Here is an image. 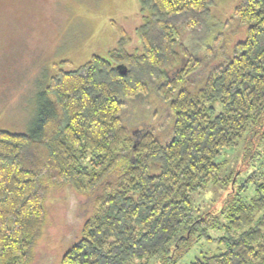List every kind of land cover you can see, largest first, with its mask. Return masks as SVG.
<instances>
[{
    "label": "trees",
    "instance_id": "obj_1",
    "mask_svg": "<svg viewBox=\"0 0 264 264\" xmlns=\"http://www.w3.org/2000/svg\"><path fill=\"white\" fill-rule=\"evenodd\" d=\"M138 2L140 51L126 50L124 33L105 57L49 79L27 133L0 129V264H30L50 187L68 185L94 207L58 264H174L194 233L207 230L208 213L195 215L194 197L219 184L228 186L226 198L244 190L241 171L220 177L216 160L245 136L264 142V0L235 6L231 19L244 39L193 88L186 83L204 61L175 35L181 27L203 33L213 1ZM150 93L172 114L165 142L124 121L126 102ZM245 146L243 161L254 154ZM225 228L215 239L224 250L189 264H264V181L249 203L229 210Z\"/></svg>",
    "mask_w": 264,
    "mask_h": 264
},
{
    "label": "rangeland",
    "instance_id": "obj_2",
    "mask_svg": "<svg viewBox=\"0 0 264 264\" xmlns=\"http://www.w3.org/2000/svg\"><path fill=\"white\" fill-rule=\"evenodd\" d=\"M212 1L203 33L184 27L176 31V38L204 61L197 74L189 77L186 87L199 86L218 63V55H230L234 43L245 37V28L231 19L240 0ZM140 24L138 0H0V129L27 133L37 115L39 94L49 79L60 70L79 68L94 55L105 57L124 33L131 37L126 50L140 51L135 34ZM210 46L217 54L207 59ZM129 101L124 109L125 124L134 130L143 124L165 142L172 127V114L166 104L155 93ZM220 111V105L214 103L212 114ZM257 134L250 133L252 143ZM258 141L260 137L250 144L245 136L236 149L223 152L216 160L221 163L220 177L239 170L237 184L246 183L245 188L237 197L226 198L228 186L219 184L194 197L192 209L200 211L195 215L208 213L206 235L203 231L194 233L189 249L179 251L174 264H189L196 257L224 250L215 239L226 236L229 210L238 203H249L255 185L264 181V142ZM245 143L254 154L243 161ZM91 199L68 185L50 187L46 224L30 252V264L59 263L63 253L79 239L85 219L93 213Z\"/></svg>",
    "mask_w": 264,
    "mask_h": 264
},
{
    "label": "water",
    "instance_id": "obj_3",
    "mask_svg": "<svg viewBox=\"0 0 264 264\" xmlns=\"http://www.w3.org/2000/svg\"><path fill=\"white\" fill-rule=\"evenodd\" d=\"M117 69L119 70L120 74H122V75L125 74V71H126V70H125V68H123L121 65H118V66H117Z\"/></svg>",
    "mask_w": 264,
    "mask_h": 264
}]
</instances>
